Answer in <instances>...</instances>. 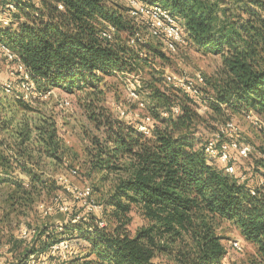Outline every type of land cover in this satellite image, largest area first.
<instances>
[{
  "label": "trees",
  "instance_id": "obj_1",
  "mask_svg": "<svg viewBox=\"0 0 264 264\" xmlns=\"http://www.w3.org/2000/svg\"><path fill=\"white\" fill-rule=\"evenodd\" d=\"M107 1L20 0L18 29L1 31L43 94L54 89L71 95L86 92L100 101L106 78L149 69L153 79L146 85L157 100L151 114V135L138 131L139 120L125 123L111 114L106 118L105 137L97 142L90 169L123 171L105 200H99L104 204L102 218L109 216L110 220L101 227L97 215L87 213L74 223L83 207L73 199L69 205L64 199L72 217L60 235L78 231L91 245L87 254L75 260L68 256L73 253L71 248L66 251L67 259L62 258L61 250L51 253L54 245L64 241L57 228L28 225L35 234L24 238L20 227L18 240L12 230L19 217H28L33 211L45 190L53 199L59 191L65 192L58 176H48L44 169L47 160L55 167L71 163V150L59 136L55 109L37 106L47 103L42 95L19 97L0 106V236L13 239L15 249L23 240H35V246L13 264H29L32 257L44 258L48 264H156L157 258L174 264H222L227 249L218 225L223 220L234 223L257 247L251 264H264V190L258 183L264 178V158L256 162L259 176L250 179L245 175L244 183H238V177L217 172L204 149L191 151L200 139L196 128L202 119L194 100L157 86L162 79L153 62L164 53L151 42L130 43L139 26L127 7ZM146 1L162 4L181 18L189 41L207 53L223 56L222 76L210 82L214 89L209 104L203 94H187L201 98L221 120L226 109L238 114H246L242 108L264 110V18L257 12V7L264 8V0H237L235 8L226 0ZM237 9L249 19L231 18ZM110 25L115 27L112 39L102 35ZM175 106L181 112L175 121L171 115H161V111L171 113ZM113 123L119 127L114 128ZM169 128L187 130L173 138ZM260 134L264 142V129L260 128ZM253 188L256 194H252ZM60 203L54 202L51 213L66 214ZM135 209L145 223L133 232L130 224Z\"/></svg>",
  "mask_w": 264,
  "mask_h": 264
},
{
  "label": "rangeland",
  "instance_id": "obj_2",
  "mask_svg": "<svg viewBox=\"0 0 264 264\" xmlns=\"http://www.w3.org/2000/svg\"><path fill=\"white\" fill-rule=\"evenodd\" d=\"M107 2L126 7L124 0H108ZM179 21L181 24H184L181 18H179ZM3 29L5 28L0 29V39L6 40L8 37L1 33ZM10 29L12 31H16L18 29V25L10 27ZM140 30L146 35L147 42H151L156 48L164 53V57L155 58V61L153 62V68L160 72L159 78L162 79L158 82L157 86L163 89L169 88L186 99L191 101L194 100L193 106H195L202 118L201 122L197 124V133L201 130L207 132L209 130L208 124L211 125L210 130L212 132H216L217 124L222 123L229 118L226 114L231 113L230 110L226 109L224 111L225 115L221 120L215 114L213 115L211 113L212 111L209 109V106L205 105L201 98H192L183 90L174 89L166 82L165 76L166 74H189L191 78L194 79L195 74L197 72H201L206 81V83L202 86L204 95L203 98L205 103L209 104L208 97L213 94L214 89L210 82L213 83L215 79L222 76L224 68L223 56L207 53L191 40L188 41L185 46H179L175 50H170L167 46H165L162 39L151 37L145 30L144 26H142ZM13 63L15 62L7 60L3 55L0 56V77L2 79H6L10 75V70L12 68L11 65ZM6 66L7 71H5ZM151 79L153 78L149 69H145L140 72L117 73L112 77L106 78V81L102 84L101 88L104 94L102 95L100 101L97 100L96 97H90L91 95L86 92L78 95H71L62 93L58 89L50 91L48 95L44 97V100H46L45 102L47 103H40L41 105L38 104L37 106H41V108L53 107L55 109L59 126V136L71 150L69 152V162L71 163H69V167L64 165L55 167L51 160H47V166L44 168L47 170V175L58 176L60 174H66L69 180H71L75 185L80 188L89 187L96 199L104 201L109 192L112 191L116 181L123 174V171L121 170L104 171L102 173L90 169V164L92 160L95 159L94 154L99 147L97 142L98 140L103 142V138L105 137V132L107 130L106 118L110 117L109 114H111L113 118H118L127 123L129 121H141L142 117L146 115H150L152 117V109L155 107L157 100L156 98H153L151 91L146 85V82ZM132 89H135L139 94V99L145 102L146 106L144 108H141L138 105V100L133 99L130 95V90ZM18 93L19 92L16 91V93L7 94L2 90V88H0V106L2 104L6 105L8 102L18 99L20 97L18 96ZM65 100L69 101L70 104L61 105V102H64ZM117 106L127 110V116H122L120 113L117 115V112H119ZM204 106L207 107L206 110L204 109ZM11 112L12 111H9L10 114ZM135 113H138L141 118L136 119L135 115L133 116ZM232 114V117L235 118L238 125L240 124V121L247 118L245 114ZM205 119H207L208 124L204 123ZM242 127L243 126L241 125L237 131L241 137L242 143L255 144L256 140L262 141L260 128L250 130V135L249 131H242ZM6 136L8 137V135ZM84 141H87V143H84ZM256 148L257 151L264 152V144L256 145ZM249 156H251V154H249ZM123 162L124 161H121L122 164ZM256 162L257 159H253L251 165H249L247 169L243 170V175H247L250 179H253L255 176H259L261 173L259 170H256ZM71 170H76L77 174L70 176ZM20 177L28 180L26 175H22ZM59 193L62 195L63 200L66 198L69 205L70 203L72 204V198H70L67 193L64 191H59ZM52 199L53 196H49L45 190L44 193H41V195L37 198V201L33 206V211L28 215V217L21 216L18 218L16 223H13L12 230L15 232L17 240L18 237H20L19 229L23 226L29 225L40 229L47 227L49 230L57 228V232L59 234L58 237L62 238L61 240H68L70 243V248L73 251V254L71 255L73 258L71 260L84 256L91 248L89 241L84 236H81L78 231H76L73 235H60L64 223L67 222L68 218L72 217V212L70 211L69 214L58 215L56 213H51L53 212L52 209L49 213H45L42 206L52 205L55 202L54 199ZM82 212L84 213L82 218L86 217L85 214L87 213H85V211ZM131 216L132 222L130 224V230L134 232L138 227L145 223V219L137 212L136 209L132 211ZM105 218V222L110 220L109 216H106ZM92 230L93 229L91 228V231ZM9 232L10 231L7 230L5 234L8 235ZM218 232L223 237V243L227 249V255L222 264H251L253 256H257V247L253 243L247 241L241 230L234 223L227 220L221 221L218 225ZM0 240L2 242H0V259L5 257V249H7V252L9 253L16 250L20 255L35 246V240L33 238L28 240L22 239L23 241L16 245L17 249L14 247L13 239L9 240L11 241L10 243L7 236H0ZM17 240L16 243L18 242ZM235 240H239L241 242V249H237L233 245ZM25 243L30 246H24ZM37 256L39 257V255ZM17 259L18 258L6 261L5 264H13ZM39 259V261H42L43 264H48L44 258ZM80 260L81 259L78 261ZM155 262L156 264H174L166 258H157L155 259Z\"/></svg>",
  "mask_w": 264,
  "mask_h": 264
},
{
  "label": "built area",
  "instance_id": "obj_3",
  "mask_svg": "<svg viewBox=\"0 0 264 264\" xmlns=\"http://www.w3.org/2000/svg\"><path fill=\"white\" fill-rule=\"evenodd\" d=\"M20 0H0V29L2 28H8V27H13L15 25H18L19 21L22 18H19L17 16L18 14V2ZM34 3L37 2V0H32ZM40 1V0H39ZM125 5L127 7V13L130 15V17H132L135 22L137 23V25L139 26V29L136 31L135 35L130 39V43H145L147 42V37L146 35L140 30V28L142 26H144L145 30L147 31V33L154 38H159L163 40V43L165 44V46H167V48H169L170 50H175L177 49L179 46H185L187 45L189 39L188 36L186 34V30L184 27V24H181L179 21V18L176 17L175 15H173L171 13V11L165 7L162 4H149L146 0H131V2H129V0H124ZM136 3H141L142 6L145 8V12L148 13L147 16H144L142 13L140 14L141 18L137 19L136 16L132 15L133 12H138V9H136L134 7V5ZM63 8V5H59V7ZM149 9H160L161 12H167V16L170 18L171 21H175V24L173 23H169L167 20H165V17L163 16H159L157 14H154L151 11H148ZM159 20L161 22L164 23V28H156V21ZM177 27H179L181 29V31H177ZM115 33V27L113 25H110L107 29H105L102 33L103 36H105L106 38H108L109 36H111V39L113 38ZM183 33V34H182ZM186 34V35H184ZM109 39V38H108ZM5 50L7 51L8 54L12 55V60L13 62H19V64L23 67V69L27 72V77L21 75V69L20 68H11L10 70V75L6 78V79H2L0 77V88H2V90L7 93V94H13L16 93V91H18V96L29 99V98H34L37 97L39 95H42L43 97H46L48 95V92L46 93H41L36 86V83L34 81V79L32 78V74L31 72L26 68L25 64L23 63L21 57L19 56V54H17L14 50H12V48L10 47V45L4 41L3 39H0V56L3 55L7 60L8 56L5 55ZM17 77V79L15 81H12V77ZM166 82L172 86L174 89H181L184 92H187L191 95L194 96H202L203 94V90H202V86L205 83V78L203 76V74L201 72H197L195 74L194 79L191 78V76L189 74H184V75H176V74H166L165 76ZM5 80H9L10 83L15 84L17 86H23L26 87L28 85V82L31 81L34 85H35V89L33 90L32 88H27V91L22 90V87H10V84H5L4 81ZM33 91H35L36 95H33ZM130 95L134 98L138 100V105L141 108H144L146 106L144 101H141L139 99V94L135 89L130 90ZM70 104L69 101L65 100L64 102H62V105H68ZM118 107V111L120 113V115L122 116H127V110H124L123 108H121L120 106ZM178 107V106H175ZM174 107V108H175ZM206 106H204V109L206 110ZM170 113V112H169ZM135 115V118H141L139 117L138 113L133 114V116ZM246 115V114H245ZM228 120L233 121V128H236V130H239V127H237V122L235 120L234 117H230L228 118ZM148 122V123H146ZM225 123V122H222ZM140 125L144 126V128L146 129H150L151 133L153 130V118L150 115H146L144 117H142L140 123ZM144 128H140L138 129V131L142 132L145 135H148V132L146 130H144ZM218 131V128L216 129V132ZM221 136H223V133H220ZM225 142L226 143H231L230 138H225ZM207 143V142H205ZM221 143V141H217V144L219 145ZM236 147H239V145H236ZM227 153H225L224 155H226ZM221 160H223V156L221 157ZM231 166V165H229ZM77 174L76 170H71L70 172V176H73ZM246 177V176H245ZM58 180L61 181L64 184V188H65V192L71 196V198L74 201L79 202L82 207L83 210L85 211V207L87 204H95V206L100 207L101 208V215L97 216L98 218V224L101 226V224H103V226L105 225V221L102 218V215L104 213V204L102 202H100L98 199H96V197L93 195L92 190L88 187V188H80L79 186L75 185L71 180H69L68 176L66 174H60L58 175ZM264 180L263 177H260L258 180V183L260 186L263 187L264 190V184H261L260 181ZM252 194H256V189H251ZM62 195L59 194L54 198V201L57 202H61L60 203V210L66 214L70 213V207L68 204H66L64 201H62ZM83 201V203L81 202ZM98 202V203H96ZM54 204V203H53ZM53 204L52 205H43L42 207L44 208L45 213H48L50 211H52L53 209ZM85 213L88 214H93V215H97L95 212L92 211H87ZM77 217H79L77 219ZM82 218V215L79 213L77 215L74 216L73 221H78ZM21 234L22 237L24 238H28L30 235L35 234V230L34 229H29L27 226H23L21 228ZM233 245L237 248V249H241L242 245L241 242L239 240H235L233 242ZM70 249V243L68 241H61L58 244L54 245L52 247L51 253L55 254L57 250H61L64 257H66V251L67 249ZM40 261H38L35 258H31L29 264H39ZM43 264V263H40Z\"/></svg>",
  "mask_w": 264,
  "mask_h": 264
},
{
  "label": "clouds",
  "instance_id": "obj_4",
  "mask_svg": "<svg viewBox=\"0 0 264 264\" xmlns=\"http://www.w3.org/2000/svg\"><path fill=\"white\" fill-rule=\"evenodd\" d=\"M39 3V0H37ZM51 2L55 3L56 0H51ZM131 2V0H129ZM229 7L235 8L237 0H226ZM240 3L248 2L251 3V0H239ZM41 7L44 5L41 4ZM136 9H138V12H133L132 15L136 16L137 19H140V14L142 13L144 16H147L148 13L145 12V8L142 6L141 3H136L134 5ZM62 10V6H61ZM148 11L153 12L154 14H157L159 16L165 17V20H167L169 23L175 24V21H171L170 18L167 16V12H161L160 9H149ZM257 12L260 18H264V8L257 7ZM234 19H237L241 22L246 21L249 19V17L244 13L239 11V9L236 10L233 17ZM220 19L223 21L225 20L224 16H221ZM156 28H164V23L157 20L156 21ZM177 31H181L179 27H177ZM183 34V33H182ZM186 35V34H184ZM111 39V36L108 37ZM5 55L8 56L9 60H12V55L8 54L5 50ZM12 68H20L21 69V75L27 77V72L23 69V67L19 64V62H15L11 65ZM5 71H7V66L5 67ZM12 81H15L17 77H12ZM5 84H10V87H22V90L27 91V88L35 89V85L29 81L28 85L26 87L23 86H17L15 84L10 83L9 80L4 81ZM33 95H36L35 91H33ZM27 98V97H26ZM134 99V98H133ZM224 107V105H222ZM246 112V119L240 121V124L237 125V127H242V131H249V134L251 135L250 130H254L256 128L264 129V110L262 109H252V108H242ZM181 114L180 108L175 107L171 110V113L168 111H161L162 116H168L171 115L173 117V120L175 121L178 117V115ZM107 115V114H106ZM117 115H119V112H117ZM232 113H227V117H231ZM134 122V121H129ZM148 123V122H146ZM204 123L208 124L207 119H205ZM233 121H230L228 119L225 120V123H218L217 132H212L211 125L208 124L209 130L205 132L204 130H201L200 132L196 133L200 139L196 142L195 147L191 149V151L199 152L201 149L205 150V155L209 161L213 165V167L216 169L217 172H219L221 175H233L234 178L238 177L237 182L238 183H244L246 177L243 175V170L247 169L249 165H251L253 159H262L264 158V152L257 151L256 145L264 144V142L260 140H256L255 144H248V143H242L241 137L239 133L237 132L236 128H233ZM136 128H144V126L140 124L135 125ZM114 128H118L119 126L113 123ZM148 132V135H151V130L144 128ZM165 127L161 126V131H164ZM169 132H171L173 138L175 136L179 135L181 131H186L187 129H176V128H169L167 129ZM126 131V129H125ZM220 133H223L224 135L221 136ZM225 138H230L231 143H226ZM90 139V137H89ZM147 141V137L145 138ZM154 140V137H153ZM221 141V143L218 145L217 141ZM207 142V143H205ZM84 143H87V141H84ZM236 145H239V147H236ZM112 145H109L111 147ZM144 146H147L144 145ZM138 148L137 150H142V147ZM227 153L226 155H224ZM7 154V153H5ZM251 154V156H249ZM223 156V160H221V157ZM231 165V166H229ZM250 174V173H249ZM261 184H264V180L260 181ZM83 203V201H81ZM98 203V202H96ZM92 211L97 214V216L101 215V208L95 206V204H87L85 207V212ZM84 213H81L83 215ZM79 217H77L78 219ZM101 227H103V224H101ZM24 246H30L29 244L25 243ZM6 255L3 259H0V264H5L6 261H11L13 259L18 258L19 252L14 250L13 252L9 253L7 252V249H5ZM73 253L69 252L68 256H71ZM64 259H67L68 257H62ZM57 264L59 262L57 261Z\"/></svg>",
  "mask_w": 264,
  "mask_h": 264
}]
</instances>
